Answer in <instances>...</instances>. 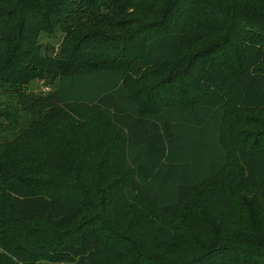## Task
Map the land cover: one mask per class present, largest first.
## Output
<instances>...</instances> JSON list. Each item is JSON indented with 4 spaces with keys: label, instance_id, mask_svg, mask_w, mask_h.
<instances>
[{
    "label": "trees",
    "instance_id": "obj_1",
    "mask_svg": "<svg viewBox=\"0 0 264 264\" xmlns=\"http://www.w3.org/2000/svg\"><path fill=\"white\" fill-rule=\"evenodd\" d=\"M45 260L264 264V0H0V264Z\"/></svg>",
    "mask_w": 264,
    "mask_h": 264
},
{
    "label": "rangeland",
    "instance_id": "obj_2",
    "mask_svg": "<svg viewBox=\"0 0 264 264\" xmlns=\"http://www.w3.org/2000/svg\"><path fill=\"white\" fill-rule=\"evenodd\" d=\"M61 39H62V33H60V32L58 33V35L56 37L48 36L45 33H43L41 36V42H42L45 49H47L48 47L50 48L51 46H58L60 44ZM187 54H189V52L188 53L186 52V56H187ZM130 80L132 81V78H130ZM55 88H56V83L46 84L40 80L33 81L29 86V89L31 91H33L35 93H42V94H48L49 92L53 91ZM132 89L134 91L136 88L132 87ZM192 140L190 142L187 138L188 147L190 148V150L192 152L195 153L194 156L198 158V141H195L192 144ZM210 150H211V148L209 150L207 148V149H202L201 151H203L204 153H207V152H210ZM202 161H207V160L204 159ZM38 264H69V263L68 262H51V261L45 260V261L39 262Z\"/></svg>",
    "mask_w": 264,
    "mask_h": 264
}]
</instances>
